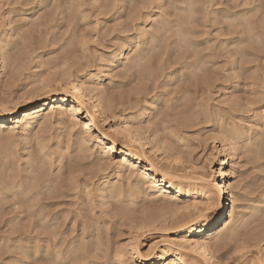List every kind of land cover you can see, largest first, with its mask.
I'll return each mask as SVG.
<instances>
[{
  "label": "rangeland",
  "instance_id": "1",
  "mask_svg": "<svg viewBox=\"0 0 264 264\" xmlns=\"http://www.w3.org/2000/svg\"><path fill=\"white\" fill-rule=\"evenodd\" d=\"M124 47L131 51L121 61ZM67 71L116 107L106 121L95 115L115 142L108 160L94 138L79 151L82 119L70 126L56 103L31 133L12 127L46 91L71 100ZM150 104V119L138 117ZM0 114V264H166L157 258L174 252L190 264L256 257L252 238H264V0H0ZM125 122L163 146L162 156L140 139L130 147L198 191L195 208L110 198L103 205L107 181L127 185L117 167ZM222 170L232 193L205 233L235 228L238 239L209 261L192 249L203 234L199 217L216 212V196L203 195L222 184Z\"/></svg>",
  "mask_w": 264,
  "mask_h": 264
},
{
  "label": "bare ground",
  "instance_id": "2",
  "mask_svg": "<svg viewBox=\"0 0 264 264\" xmlns=\"http://www.w3.org/2000/svg\"><path fill=\"white\" fill-rule=\"evenodd\" d=\"M191 8V7H190ZM192 9V8H191ZM142 33L143 29H142ZM142 36H145L143 34ZM154 41V40H153ZM127 47L121 48L117 50L118 60L123 61L126 52H130ZM136 51V50H135ZM141 59V58H140ZM128 60V59H127ZM138 61V60H137ZM146 67V66H145ZM143 70V68H142ZM58 74V73H57ZM65 74V78L67 82L64 81L65 87H70V91H66L71 94V100L68 99L67 94L62 96H50L51 92L46 91L45 94H48L46 98L41 101V105L37 108L30 109L24 113H22V118L18 120L17 118H13L11 120L13 128H20L22 133L29 134L33 131L35 120L40 116H46L48 121L52 117L54 110L49 109V106L52 103H56L58 105V114L65 115L68 117V123L70 126H76L79 118L82 119V127L77 132L75 137V145L80 149L79 151L85 152L87 151V144L91 141L92 138L96 139L97 143L100 144L104 148L105 159H109L110 153L114 152V140L110 139L100 130L98 124L96 123L95 115L98 114L103 118L104 121L108 119V117L112 114V112L116 109L115 106L111 105V99L106 101L105 98H101L103 95V91L100 89L98 93H93L90 90H87L84 85V79L81 76H75L71 80L70 71H67ZM176 77V76H174ZM176 79V78H171ZM175 81V80H173ZM192 84V83H191ZM190 84V85H191ZM189 84L186 85L185 91H190L191 86ZM49 87L48 84H44L40 86L39 92ZM89 89V88H88ZM95 90V89H94ZM190 93V92H189ZM100 95V96H98ZM105 97V94H104ZM86 104L92 105V111L86 106ZM152 104L150 106H144L139 113L138 117L141 119L146 118L147 121L150 119V110ZM48 113H51L50 115ZM57 113V112H56ZM0 121H5L4 117L0 114ZM143 123H138V127L142 130ZM125 126V134L128 137V141L126 144H122L120 146V150L118 154L122 155L121 162L118 164V169L123 170L122 174H126L127 185L123 187L122 185L116 186L115 184L107 181L105 183V191L104 198L102 199L103 205L108 206V198L122 200L123 202H128L123 206L127 207L128 204L132 206L140 204L148 203L149 205L159 204V205H175L176 207H180V209L190 210L192 207L195 208L197 203L194 198L199 192L192 191L188 192L186 188L178 183V180L174 179V176L167 173L163 168H158L151 160L147 159L142 152H137L134 147H130L131 143L134 144L133 139H140V141H144V145L152 144L151 149L157 155H165V149L158 142H149V138H140V132H138L133 126L129 125L127 122L124 123ZM72 128V127H71ZM142 132V131H141ZM238 132V131H237ZM240 132V131H239ZM239 138H241V133L237 134ZM235 135V136H237ZM137 142V141H136ZM247 147V146H246ZM38 148V147H37ZM89 149V148H88ZM80 155V152H79ZM30 156V155H29ZM83 156V155H81ZM61 158V157H60ZM178 158V155L177 157ZM79 159V158H78ZM83 159V158H82ZM229 157L224 160L222 165H225L229 162ZM77 161V160H75ZM73 161L71 163V167L78 166V162ZM62 162V161H61ZM121 175V174H118ZM178 177V176H177ZM220 181L222 184H209L207 192L203 195L208 201L209 195L216 196L217 204H216V212L213 214H209L208 212L203 213L199 217V221L197 224L200 229H202V235L200 240L197 243L193 244L194 249L192 251L195 254H198L202 257H207L209 261H212V253L213 250H221L223 247L228 245L229 242H236L238 236L234 234L235 228H232L231 232L226 234H216L215 236H207V228H211L216 224L221 216V209L225 204V200H227L233 188V183L230 182V173L228 170H222L220 173ZM178 179V178H177ZM196 181V179H194ZM41 193V192H40ZM24 194V193H23ZM182 194H188L190 199L187 201H181L179 198ZM202 195V194H201ZM226 196V197H225ZM139 197H142L143 200L141 202L138 201ZM145 198H149L150 202H147ZM117 203V202H116ZM110 207V206H109ZM131 207V206H130ZM263 206H259L258 209H263ZM187 219V218H186ZM182 221L185 220L181 219ZM191 221H186L189 223ZM59 230V229H58ZM57 230V231H58ZM58 233V232H57ZM56 233V234H57ZM219 233V232H218ZM253 243H256L253 250L256 253V257L248 262V264H264V252L261 255H258L257 249L261 244L264 245V238L260 237L258 239H253ZM258 247V248H257ZM158 262L166 263L168 259H170L169 263L166 264H190L188 261L178 252H174L172 256L168 257L166 254H162L158 258Z\"/></svg>",
  "mask_w": 264,
  "mask_h": 264
}]
</instances>
